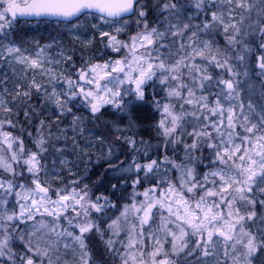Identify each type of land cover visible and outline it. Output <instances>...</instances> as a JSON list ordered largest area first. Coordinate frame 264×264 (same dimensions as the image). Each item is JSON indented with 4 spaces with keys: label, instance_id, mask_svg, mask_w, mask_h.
I'll use <instances>...</instances> for the list:
<instances>
[{
    "label": "snow or ice",
    "instance_id": "obj_1",
    "mask_svg": "<svg viewBox=\"0 0 264 264\" xmlns=\"http://www.w3.org/2000/svg\"><path fill=\"white\" fill-rule=\"evenodd\" d=\"M0 62V264H264V0H0Z\"/></svg>",
    "mask_w": 264,
    "mask_h": 264
},
{
    "label": "trees",
    "instance_id": "obj_2",
    "mask_svg": "<svg viewBox=\"0 0 264 264\" xmlns=\"http://www.w3.org/2000/svg\"><path fill=\"white\" fill-rule=\"evenodd\" d=\"M44 25H40V26H36V25H30V26H21V31L22 33H27L26 35V41L27 43H25L23 46L28 47L30 45H33L31 43V41L33 40V38H35V40H38L40 42H47L51 35V29L49 30V32L47 33L46 30L44 28H40L43 27ZM38 31H42L43 33H38ZM46 34V36H45ZM32 49V48H30ZM0 69H2L4 72L7 70V72H9V74H11V69L8 68V66L5 67V65H0ZM6 69V70H5ZM17 72H20L21 69L20 67L18 68L17 66L15 67ZM95 179V177H93Z\"/></svg>",
    "mask_w": 264,
    "mask_h": 264
},
{
    "label": "rangeland",
    "instance_id": "obj_3",
    "mask_svg": "<svg viewBox=\"0 0 264 264\" xmlns=\"http://www.w3.org/2000/svg\"><path fill=\"white\" fill-rule=\"evenodd\" d=\"M40 28H44L45 30H46V32L48 33L49 32V28H47L46 26H43V27H40ZM38 33H43L42 31H38ZM52 35H53V33H52ZM45 36H46V34H45ZM50 40V39H49ZM49 40L47 41V42H49ZM47 42H40L41 44H44V43H47ZM29 48H34V46L33 45H30L29 46ZM0 65H5L3 62H0ZM7 65H5V67H6ZM18 67L19 68V66L18 65H14V67ZM6 70V69H5ZM7 71V70H6ZM4 71L2 70V69H0V74H2ZM9 75H11V74H9ZM157 221H158V217H157Z\"/></svg>",
    "mask_w": 264,
    "mask_h": 264
}]
</instances>
